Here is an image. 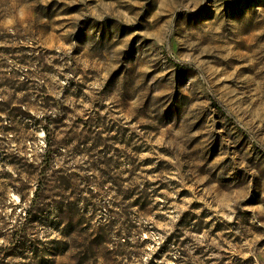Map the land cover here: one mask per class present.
I'll list each match as a JSON object with an SVG mask.
<instances>
[{"label":"rangeland","instance_id":"rangeland-1","mask_svg":"<svg viewBox=\"0 0 264 264\" xmlns=\"http://www.w3.org/2000/svg\"><path fill=\"white\" fill-rule=\"evenodd\" d=\"M0 264H264V0H0Z\"/></svg>","mask_w":264,"mask_h":264}]
</instances>
